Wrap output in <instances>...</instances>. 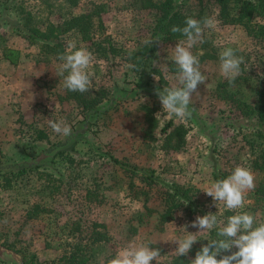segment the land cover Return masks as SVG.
<instances>
[{
  "label": "rangeland",
  "instance_id": "obj_1",
  "mask_svg": "<svg viewBox=\"0 0 264 264\" xmlns=\"http://www.w3.org/2000/svg\"><path fill=\"white\" fill-rule=\"evenodd\" d=\"M145 1L80 0L72 6L67 0H0V264H66L64 258L75 243L91 241L94 224L105 226L97 230L107 233L109 241L92 249L95 260L91 264H109L130 243L159 249L158 264H171L177 247L171 241L186 235L185 225H189L188 232L196 233L199 229L190 225L197 216L212 213L226 221L236 214L222 204L215 207L212 197L204 193L212 182L243 166L251 169L256 186L258 173L252 168L254 155L248 144L256 139L255 127L244 121L232 103L221 99L216 89L227 82L219 70V54L231 47L244 63L235 86L227 88L240 99H254L264 75L263 46L242 26L223 24L217 5L205 1L207 16H215L219 23L214 31L206 29L204 42L191 51L199 57L208 80L198 85L199 99L193 94L192 118L181 122L163 111L156 95L157 90L177 83L170 48L178 41L158 39L154 30L159 15L144 8ZM198 4L175 0L176 9L183 11H197ZM97 5L105 9L101 16L107 41L132 54L144 46L157 48L136 70L127 54L105 58L94 41H84L79 32L60 35L64 52L66 42L75 40L77 47L93 53L90 91L105 96L100 106L109 103L106 114L102 110L86 122V113L67 97L63 77L57 76L58 55L46 58L42 42H31L19 29H24L23 11L32 13L33 24L42 30ZM204 44L214 48L217 59H201ZM7 48L20 51L18 65L4 59ZM144 103L156 104L160 127L170 121L185 126L184 147L164 150L160 140L145 137L139 107ZM61 118L71 125L70 136L58 135L49 127L48 120ZM39 132L47 138L40 140ZM61 145L67 155L55 157ZM112 159L130 170L124 171ZM177 186L191 190L193 208L183 204L171 210V192ZM253 191L247 193V203L240 211L264 222V201L255 200ZM37 204L48 213L26 222L27 213ZM211 231L198 235L192 248L206 245Z\"/></svg>",
  "mask_w": 264,
  "mask_h": 264
},
{
  "label": "trees",
  "instance_id": "obj_2",
  "mask_svg": "<svg viewBox=\"0 0 264 264\" xmlns=\"http://www.w3.org/2000/svg\"><path fill=\"white\" fill-rule=\"evenodd\" d=\"M80 0H67L72 6H77ZM199 4L200 9L197 11H183L176 9L175 0H146L144 8L154 9L159 15L155 27V34L159 40L165 42L179 41L184 37L179 33H172L173 26L184 27L187 18H194L203 20L207 16L205 1H213L218 7V19L223 24L242 26L248 35L258 44L264 48V0H194ZM105 9L102 5L94 6L90 12L83 13L77 16H69L60 25L48 24L44 29H37L33 24L35 17L32 13L23 11V27L18 25L19 31L24 33L25 38L31 42L41 41V51L46 58L48 56H57L64 52L63 44L58 40L60 35H65L72 31H77L82 36L84 41H94V45L102 56L108 58L109 56L124 57L128 55L138 70L144 63L147 55H152L156 51V45L144 46L138 53H130V51L117 48L113 42L107 41L103 31L104 24L102 21V13ZM57 39V41H55ZM97 39V41H95ZM54 41V42H53ZM107 43V44H106ZM205 53L202 55V60L217 59V52L211 50L210 47L203 45ZM213 52V53H211ZM4 59L9 61L12 65H18L20 61V51L12 48H7L3 53ZM172 71L178 72V68L172 65ZM158 73V71H155ZM163 80V78H161ZM228 82H222L218 85L216 92L218 96L233 104L234 110L242 115L244 121L252 123L255 127L256 139L250 140L249 145L254 159L252 161V168L258 173L257 184L253 191L255 200L264 201V75L258 82L259 90L256 92V97L249 101L240 99L235 93L230 92L227 88ZM88 91L86 93L70 92L68 91V98L76 101L79 107L86 113V122L92 120L103 110L106 114V107L100 106L103 103L104 95L102 92L93 93ZM100 104V105H99ZM143 111L144 135L147 139L157 142L160 140L161 148L164 150H178L184 147L187 138V129L184 125L175 124L173 121L168 122L163 127H160V121L156 115V104H142L139 106ZM159 129V130H158ZM158 130V131H157ZM47 138L43 132H39V139ZM64 145L58 147V151L54 154L55 157L64 158L67 155ZM73 147V146H71ZM75 147V146H74ZM73 147V148H74ZM115 164L124 168V171L130 170L129 166L124 165L117 159H112ZM71 161V160H70ZM72 162V161H71ZM126 167V168H125ZM24 169V168H23ZM51 188V187H49ZM172 205L171 210L186 204L187 208H193L194 202L191 197V190L177 186L171 192ZM47 209L42 208L41 205H34L26 215V222H35L47 214ZM162 219L166 221V216ZM94 230L90 236V242L83 244L82 242L75 243L72 250L64 259L66 264H91L95 260V251L92 250L100 243L109 241L107 233L98 231V228H105L104 225L94 224ZM137 230V229H136ZM217 239V229L210 233V241ZM9 249V248H8ZM201 247H193L187 256H174L171 264H190L191 260L195 258V254ZM219 258V257H218Z\"/></svg>",
  "mask_w": 264,
  "mask_h": 264
},
{
  "label": "clouds",
  "instance_id": "obj_3",
  "mask_svg": "<svg viewBox=\"0 0 264 264\" xmlns=\"http://www.w3.org/2000/svg\"><path fill=\"white\" fill-rule=\"evenodd\" d=\"M218 23L215 16H206L202 21L189 17L184 27L171 28L172 33L184 37L174 48H170L172 61L178 68L177 83L157 90L156 95L163 111L181 122L187 123L192 118L193 112L189 110V105L194 104L193 94L199 99L198 85L208 80L201 71L199 57L191 50L198 43L204 42L205 30H216ZM57 60L60 61L57 76L63 77L64 89L79 93L91 90L93 81L90 68L95 60L93 53L84 47H77L75 40H68L65 52L59 54ZM219 61L221 75L230 86H235V81L242 74L243 57L238 56L235 49L227 47L220 52ZM48 125L58 135L67 137L72 134L71 125L64 118L48 120ZM254 181L250 168L237 166L227 178L212 182L204 193L212 197L215 207L222 204L236 214L227 217L226 221L212 213L197 216L190 226L199 231L190 233L186 230L189 225H185L182 229L186 235L171 241L177 245L172 254L177 257L187 256L192 246L199 241L198 235L217 229V239L202 246L190 264H264V222L258 223L256 215L240 211L247 203V193L255 188ZM234 248L237 250L233 252ZM161 257L159 249L130 243L119 249L109 264H153V261L158 264Z\"/></svg>",
  "mask_w": 264,
  "mask_h": 264
}]
</instances>
